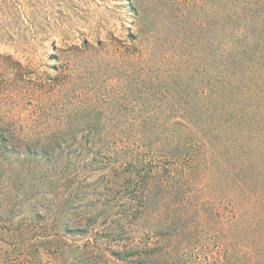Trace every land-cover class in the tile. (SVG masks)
Masks as SVG:
<instances>
[{"label": "rangeland", "instance_id": "rangeland-1", "mask_svg": "<svg viewBox=\"0 0 264 264\" xmlns=\"http://www.w3.org/2000/svg\"><path fill=\"white\" fill-rule=\"evenodd\" d=\"M255 55L264 0H0V264H264V106L228 78ZM130 97L227 105L197 177L135 202Z\"/></svg>", "mask_w": 264, "mask_h": 264}, {"label": "trees", "instance_id": "trees-1", "mask_svg": "<svg viewBox=\"0 0 264 264\" xmlns=\"http://www.w3.org/2000/svg\"><path fill=\"white\" fill-rule=\"evenodd\" d=\"M85 46H87L86 43ZM251 60L252 63H249L247 68L230 71L228 78L234 89H240L239 93L245 91L248 96L251 94L255 97L258 107H262L264 106V55H255ZM239 102L231 105L235 111L242 107L243 102ZM209 104L210 102H206V97H130V114L134 118H130V120L135 121L137 130L135 138L132 139L135 149L132 147L133 142H131L130 149H132L121 161V164L122 166H128L124 170L125 173L130 170L131 202L145 196L146 186H148L153 175L162 172L165 174L164 176L179 174L180 176L193 178L197 177V172L194 169L198 166L199 161L202 165H208V160L214 153L210 138L227 126L226 121L223 119L227 117V105H224V108L217 107L212 112L208 108ZM254 107L255 105L247 103L244 108L242 107L233 115L231 122L248 116V112ZM194 113L196 114L194 115ZM215 113L220 115L219 119L215 117ZM155 117L158 119H154ZM253 117H250L251 123L258 120L257 116ZM148 125L149 128L162 127L159 132L156 130L158 128L154 130V134L157 133V137L164 143L162 149H160L161 155L159 157L148 150L155 145L154 142L147 140V132L141 129L143 126L147 128ZM206 128L207 130H205ZM246 132V136H248L249 133ZM89 137L90 139H87L86 142H90L92 146H95L94 144L97 143L98 139H103V135L98 133H89ZM231 142L225 141L223 144H230ZM237 142L243 144L242 141ZM31 152H37V150ZM163 158L174 162L170 170L165 167V162L161 160ZM137 176H140V178H137ZM260 194L261 191H259ZM246 197H250V195L246 194ZM130 205L131 217L134 206L131 203ZM117 256L119 257V255ZM123 256L126 255H122L121 258ZM249 259L251 261L245 264H258V262L261 264L258 259L257 262L252 256H249Z\"/></svg>", "mask_w": 264, "mask_h": 264}]
</instances>
